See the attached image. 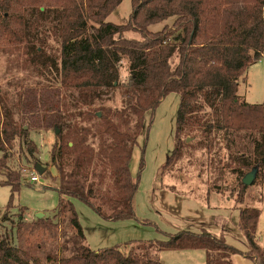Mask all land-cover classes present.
I'll return each mask as SVG.
<instances>
[{"label": "trees", "instance_id": "16d2710c", "mask_svg": "<svg viewBox=\"0 0 264 264\" xmlns=\"http://www.w3.org/2000/svg\"><path fill=\"white\" fill-rule=\"evenodd\" d=\"M123 1L0 0L4 44L18 50L26 44L27 52L33 54L31 63L56 73L60 87L78 91V101L95 100L103 88L116 85L118 64L129 62L122 109H108L102 117L97 113L103 109L79 111L82 122L66 124L61 113L52 109L51 101L44 102L45 109L27 120L39 131H58L50 154V165L57 171L55 189L60 194L54 217L69 215L79 240L71 256L54 264H161L158 254L170 249H203L206 264H234L235 255L264 264V249L257 242L258 209L239 212L238 227L245 235L247 252L211 234L190 231L178 232L166 242H132L140 252L133 247L128 253L118 247L94 250L86 244L72 199L92 208L103 220L136 218L139 182L131 174L130 162L139 136L144 128L149 130L146 114L150 112L152 118L171 93L180 98L177 142L184 129L194 128L214 131L218 141L224 138L227 149L235 146L236 139L249 135L255 160L246 167L264 170V102L249 104L238 95L239 82L245 80L248 68L264 58V0H132L129 24L107 22ZM50 21L60 41V60L48 58L42 46L34 45V41L45 43L40 30ZM162 23L166 24L159 31L149 29ZM128 31L140 33L141 39H128L124 35ZM63 105L67 109V102ZM13 107L9 108L0 92V175L4 177L0 185L11 186L14 195L20 191L22 174L10 167V157L22 151L33 158L34 166L40 161L36 145L27 142L30 126L22 123L27 119L24 103L18 100ZM128 112L135 116L136 127L123 132L113 116L128 124ZM94 118L102 122L93 124ZM178 150L177 145L164 168L170 166ZM241 188L247 186L242 183ZM242 200L240 194L238 203ZM0 264L42 263L0 236Z\"/></svg>", "mask_w": 264, "mask_h": 264}, {"label": "rangeland", "instance_id": "374dc122", "mask_svg": "<svg viewBox=\"0 0 264 264\" xmlns=\"http://www.w3.org/2000/svg\"><path fill=\"white\" fill-rule=\"evenodd\" d=\"M132 12V0H124L108 17L107 22L117 25L129 24ZM89 23L91 26H97L94 22ZM165 24H155L149 29L159 31ZM52 26L53 23L50 21L47 26L41 28L40 38L44 39L45 43L34 41V45L42 46L48 58L60 60L61 45L51 30ZM124 35L128 39H141V34L134 31H128ZM4 42L0 38V92L11 109H14L13 106L18 100L24 103V114L27 115V119L22 123L30 126L27 142L36 145V157L40 161L36 166L41 165L44 168L50 166L49 159L54 145L52 136L53 134L55 138L57 136L55 130L39 131L27 121L32 118V114L45 109L44 102L52 101V109L61 113L66 124L80 121L79 111L103 109V113H97L102 117V114H107L108 109L123 108L122 91L130 76L127 60L118 64L119 79L116 85L112 88H103L99 98L95 100L88 98L87 102L78 101V91L60 87L59 76H56V73L48 69L42 70L40 65L31 63L33 54L27 52L26 44L18 50ZM244 78L245 80L239 82L238 95L249 104H262L264 58L250 66ZM65 102L67 109L63 105ZM179 104V95L171 93L164 98L152 118L150 112L146 114V126L149 124V130L146 131L144 128L139 136L138 145L130 162L131 174L139 182L135 196V219L103 220L92 208L72 199L84 230L86 244L88 243L92 249L118 247L128 253L130 247H133L140 252L142 250L137 247L138 242L144 244L166 242L181 231L200 233L197 231L199 226L193 219L200 217L199 215L196 217V214L204 209L205 214L202 218L204 221H210L205 219L209 218L207 215L213 210L207 208L209 205H221L217 207L220 209L218 214H221V222L227 221V225L231 223L229 224L231 227L233 219L226 218L237 208L260 210L257 242L264 249V170L258 171L253 185L247 186L245 190L241 188L243 178L252 171L246 165L255 160L253 139L246 135L243 140L236 139L235 146L227 149L224 138L220 137L218 141L214 131L194 128L184 129L179 134L180 141L177 142L176 122ZM128 118V124L115 116L113 121L121 131L132 132L136 127V118L129 112ZM101 122L93 119V124ZM56 140L57 138L55 142ZM177 145L179 146L177 155L170 166L164 168L167 158L175 151ZM28 155L26 152L22 154V151L14 152L9 160L10 167L22 174L20 191L13 195L11 186L0 185V236L42 264H54L57 259L71 256L79 240L76 231L70 225L69 215L59 219L54 217L60 201V194L55 189L57 184L53 178L55 172L46 169L38 183H31L30 173L36 170V166L33 158L30 160ZM24 170H29V173ZM3 179L4 177L0 175V182ZM240 194H243V200L238 203ZM104 210L109 212L107 207ZM39 214H43V217L38 218ZM190 219L192 220L189 221ZM236 226L238 227L237 221ZM212 229L207 233L217 235L216 226ZM221 240L240 252L249 250L244 237L230 234ZM134 241L137 243L132 244ZM155 249L157 250L156 246ZM158 255L162 264L207 262V254L203 249H170L163 250ZM152 256H155L153 250ZM239 256L244 255L234 257Z\"/></svg>", "mask_w": 264, "mask_h": 264}, {"label": "crops", "instance_id": "0c3cea01", "mask_svg": "<svg viewBox=\"0 0 264 264\" xmlns=\"http://www.w3.org/2000/svg\"><path fill=\"white\" fill-rule=\"evenodd\" d=\"M55 139H56L55 135L53 134V136H52V144H54ZM49 162H50V159H49ZM47 171H49V172H53L54 171L55 172L54 173L55 177L57 176V172L55 171V168L52 167V165H50L47 168ZM211 206L209 205L207 208H213V210L212 211L209 210L211 212V214L207 215V217H209V218H205V219H208V220L210 219V221H206V220L204 221V219L202 218V217H204L203 214H205V210L204 209L201 212L196 214V217H198V215L200 217L193 219V222H197V224L199 226V228H197L198 232H200V233L201 232H204V233L209 232L210 233V230H213L212 229L213 226H216V228L218 229V234L217 235L214 234V236H216V237H218L220 239H223L225 236H228L230 234L231 235L234 234L235 236L236 235L237 236H241V237H244V239H245V235L243 236L244 233L239 229V227L236 226V221L237 222L239 221V212H240L239 208H237V210L234 213H232V214L229 212L230 214H228V215H231V216L226 218L228 220L233 219L232 221H234V222H233V226L231 227L229 225L231 223H229L227 225V223H228L227 221L226 222H221V219H220L221 214H218V211L220 209L217 208V207H220L221 205H219V206L218 205H211ZM178 212H180V207H179V211ZM235 217H238V219H235ZM191 220L192 219H190L189 221H191ZM190 227L193 228L192 226H190ZM234 260H235V264H255L254 262L248 260L246 256H239V257H236V258L234 257ZM160 261H161V259H160ZM161 264H162V261H161Z\"/></svg>", "mask_w": 264, "mask_h": 264}, {"label": "water", "instance_id": "95a60500", "mask_svg": "<svg viewBox=\"0 0 264 264\" xmlns=\"http://www.w3.org/2000/svg\"><path fill=\"white\" fill-rule=\"evenodd\" d=\"M57 134H58V131L56 132V135H57ZM46 169H47V168H44V167H42L41 165H37V166H36V171L38 172V174H39L40 176H42V175L45 174ZM258 171H259V170H258L257 167L253 168L252 171H251L250 173H248V174L245 175V177H244L243 180H242V183H243L245 186H251V185H253L254 182H255V180H256V178H257ZM41 217H43V214H39V215H38V218H41Z\"/></svg>", "mask_w": 264, "mask_h": 264}, {"label": "built area", "instance_id": "2783aa9c", "mask_svg": "<svg viewBox=\"0 0 264 264\" xmlns=\"http://www.w3.org/2000/svg\"><path fill=\"white\" fill-rule=\"evenodd\" d=\"M24 172L29 173V170H24ZM30 174V182L34 184L38 183L40 180V175L38 174V172L34 169Z\"/></svg>", "mask_w": 264, "mask_h": 264}]
</instances>
